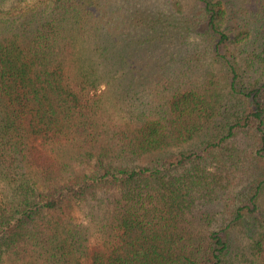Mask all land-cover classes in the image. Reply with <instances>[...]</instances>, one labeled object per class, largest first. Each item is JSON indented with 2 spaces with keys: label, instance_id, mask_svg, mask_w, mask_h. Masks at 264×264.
<instances>
[{
  "label": "trees",
  "instance_id": "obj_1",
  "mask_svg": "<svg viewBox=\"0 0 264 264\" xmlns=\"http://www.w3.org/2000/svg\"><path fill=\"white\" fill-rule=\"evenodd\" d=\"M0 264H264V0H0Z\"/></svg>",
  "mask_w": 264,
  "mask_h": 264
}]
</instances>
